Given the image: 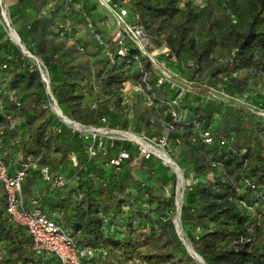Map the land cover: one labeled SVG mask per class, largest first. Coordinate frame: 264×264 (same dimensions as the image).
Instances as JSON below:
<instances>
[{
  "label": "trees",
  "instance_id": "1",
  "mask_svg": "<svg viewBox=\"0 0 264 264\" xmlns=\"http://www.w3.org/2000/svg\"><path fill=\"white\" fill-rule=\"evenodd\" d=\"M11 1L13 21L19 24L17 34L46 66L52 94L64 116L90 125L91 121L76 109L84 79L88 82L94 76L112 87L132 81L141 84L150 105L132 106L129 122L120 120L121 129L148 139L164 134V127L153 118L164 111L165 124L171 121L166 103L177 92L167 85L156 86L147 62L142 60V68H137L131 61L135 51L128 50L125 57L115 55L111 63L87 34L89 39L82 36L79 43L94 63L80 73L46 41L48 35H59L53 28L66 12L74 26L82 23L78 14L71 15V9L64 11L56 4L50 14L40 16V9L51 0ZM134 5L146 30L147 23L158 22L154 31L164 36L162 40L176 58L170 64L173 71L196 83L195 91L179 101L183 121L167 134L172 159L184 181L193 179L184 190L180 208L181 226L193 251L204 264H264V118L233 102L204 101L207 89L213 88L231 96L247 94L251 105L262 107L259 100L264 101V96L255 89V78L262 77L264 70L256 77L253 74L264 68V0H208L200 11L193 6L181 11L175 0H140ZM93 10V4H82L79 13L84 11L91 17ZM215 11L220 12L221 19L214 20ZM174 19V32L164 35L165 26ZM240 23L246 28L234 36V25ZM162 40L154 43L160 45ZM214 52L219 56L214 57ZM2 64L6 69H1ZM29 64L18 48L0 39V78L20 102L16 106L4 99V110L20 124L16 130L5 132L0 157L9 171L18 168V156L25 162L31 157L53 175H75L78 179L64 188H52L30 168L21 185L23 197L35 190L44 191L42 211L61 213L59 226L74 244L80 249L98 247L106 253L81 264H198L175 232L172 171L154 157L130 166L137 150L120 142L110 145L103 140L101 149L89 158L86 148L90 141L73 133L44 108V86L36 71H28ZM242 71L249 75L223 80L231 72ZM193 121L198 123V130L193 129ZM202 131L211 133V145L202 143ZM16 138L20 148L13 144ZM222 138L232 140L220 146ZM120 149L128 152L129 159L114 168L109 161ZM207 171L212 178L202 179ZM246 180L253 189L245 185ZM240 203L254 207L259 219ZM250 224L252 232L247 231ZM30 244L23 228L7 223L0 183V264L32 262L35 256ZM43 257L40 264H58L52 255Z\"/></svg>",
  "mask_w": 264,
  "mask_h": 264
},
{
  "label": "built area",
  "instance_id": "2",
  "mask_svg": "<svg viewBox=\"0 0 264 264\" xmlns=\"http://www.w3.org/2000/svg\"><path fill=\"white\" fill-rule=\"evenodd\" d=\"M140 0H59V4L64 11L72 7L80 9L82 4H95L101 7L106 12V16L99 22L95 23L87 15L86 12L80 11L79 20L83 25V31H87L90 38L100 48L102 54L111 62L114 63V57H125L128 55V50L136 52L132 56L131 61L137 66L142 68V60L147 62L154 72L156 79V86H169L177 92L176 96L169 100L166 105L168 106V113L171 117L169 123L164 124V134L157 139H148L142 135L132 133L129 129H107V126L100 128H92L82 123L68 119L63 115L57 105L50 88V77L48 70L44 63L36 56L32 55L22 44L18 34L13 29L11 19L8 13V5L6 0H0V26L6 32V37L3 40L13 43L12 45L19 49L21 55L29 60L30 64L27 67L28 71H36L39 75L40 81L44 86L46 95V103L44 108L63 124L70 128L73 133L78 134L84 140H89L90 144L87 146V153L89 158L95 156L98 148L101 149L102 141L106 140L112 145L113 142H127L129 145L134 146L137 150V157L139 162L144 159L147 160L154 157L161 161V163L170 169L173 174L179 179L181 177L179 167L176 168L175 163L171 159L172 151L168 148L167 134L172 131L175 125L181 124L182 114L179 109V101L185 95L192 94L195 91V81L190 78H183L176 74L171 68L170 64L176 62V58L170 52L166 43L162 40L159 47L160 53H156L158 49L154 46V38L140 23L139 15L136 11L134 3ZM176 6L179 10L184 11L188 6L195 7L198 11L203 10L208 0H175ZM230 0H223L228 2ZM56 0H51L47 5L40 9V16H47L54 10ZM65 13V16L55 23L53 32L59 35H65L76 47L78 52H83L84 49L80 45L79 40L82 38L84 32L77 30L71 20V17ZM98 28L99 31H96ZM107 33V34H106ZM109 38V41L106 40ZM235 52V50H234ZM1 69H6L5 64H2ZM241 72H231L223 80L228 78L237 79L241 78ZM143 77V81H144ZM136 91L143 92L141 84H136ZM254 95V94H253ZM264 96V93H262ZM247 94H240L231 96L222 89L208 88L204 101H218L224 104L236 103L240 106H246L256 116L264 118V109L259 106L250 104ZM4 99L12 101L16 106L20 102L15 98V94L11 90L6 89V81L0 78V150L3 147V140L6 131H14L18 128L20 121L16 120L11 114L4 110ZM148 99V98H147ZM148 101H150L148 99ZM106 123L105 118H101V125ZM192 127L198 130V123L193 121ZM101 134L107 135L104 139ZM202 143L211 145L214 139L209 131L200 132ZM231 138H222L219 141L220 146L228 145ZM13 144H19V139L16 138ZM166 156L171 164L165 163L162 156ZM129 159V154L124 149L118 150L116 156L109 161V165L118 168L120 163ZM72 160L74 158L72 157ZM18 168L9 171L8 166L0 157V183L4 193L5 200V215L7 223L12 227H21L31 238L29 250L34 254L35 259L27 264H40V259L43 256H54L58 264H81L82 260H90L97 255H105L106 253L100 248H78L69 234L63 232L59 226L61 221V213L55 212L51 215L42 211L41 200L44 191L35 190L29 197L24 198L22 194L21 185L27 176L28 170L31 168L36 171L46 185L52 188H64L74 184L78 179L73 175L66 178L63 175H53L48 167H39L36 158H31L29 162L23 161L21 156H18ZM138 162V164H139ZM137 164V165H138ZM130 166H136V162H130ZM193 183L191 178L186 181V187ZM245 185L253 189L247 180ZM246 211L256 219L259 215L255 212L254 207L247 206L240 203ZM174 206L177 202L174 201ZM179 208V207H178ZM174 210L173 222L176 226V221L180 216V208ZM264 228V223L261 224ZM253 224L247 228L248 232H252ZM240 241H248L241 239ZM2 257L0 252V258Z\"/></svg>",
  "mask_w": 264,
  "mask_h": 264
},
{
  "label": "rangeland",
  "instance_id": "3",
  "mask_svg": "<svg viewBox=\"0 0 264 264\" xmlns=\"http://www.w3.org/2000/svg\"><path fill=\"white\" fill-rule=\"evenodd\" d=\"M6 2L8 5V13L11 19V23L13 25V29L17 33L19 24H16L13 21L12 7H11L12 1L6 0ZM93 6H94V10L92 11L91 19L95 23H99L104 18V16H106L107 14L105 10H103L101 7L96 6L95 4H93ZM73 13L74 11H70L69 14L72 15ZM220 16H221L220 12L215 11L214 20L221 19ZM176 19L172 20L170 23H168L165 26L164 35L167 36L169 33L174 32L173 24L176 21ZM157 24H158L157 21L153 24L147 23V28H148L147 31L156 41L160 39L162 40L164 37L163 35H158L157 34L158 32L154 31ZM75 25H76V28H78L77 30L83 31V25H80L78 27H77L78 24H75ZM234 26H235L234 31H233L234 36L239 35L246 28V26L242 23L238 25H234ZM83 32H84L83 36H85L86 40H88L89 37L87 36L88 34L87 31L86 32L83 31ZM5 37H6V32L0 26V39L3 40ZM46 41H47V44H49L52 47H55L57 49L56 50L57 54L63 57L67 62H69L70 65L77 66L80 69V73L82 71L85 72V70L83 69L85 67H88L89 69H91L89 65L93 64L94 60H88V58L83 52H78L75 45L70 40H68L65 35H57V36L48 35L46 36ZM21 44L26 48V46L22 42ZM154 46L156 49H158L156 53L157 54L160 53L161 48L159 47V45L154 43ZM213 56L215 57L219 55L214 52ZM211 65H212V62H211ZM259 70H264V68L259 67L258 70L254 72L253 74L255 77H256V73ZM241 75L246 76V75H249V73L246 71H242ZM207 76L208 74L205 75L204 78H207ZM255 81H256L255 89L257 91L264 93V72H262V77H256ZM81 86H82V89L79 93V96H80L79 106L76 109L78 113L80 114V116L91 121L90 125H86V126H90L95 129L100 128V127H105V126H107V129H121L120 120H125L126 122H129L131 118L132 106L137 105V107L140 108V107H146L150 105V101H148L145 93L136 91L135 90L136 85L132 81H128L119 87H112V86L103 84L100 80L92 76L91 80L88 82L86 79H84V81L81 83ZM259 103L262 105V107L261 106L259 107L264 108V101L259 100ZM164 115H165L164 111L159 112V116L154 117L153 120L160 122V124L164 126L165 124V121L163 118ZM101 118L106 119V123L104 126L101 125ZM100 136L102 137V139H104L107 135L101 134ZM122 143L128 144L127 142H122ZM128 146L131 149H136L134 146H131V145H128ZM168 148L171 151H173L172 148L170 147V144ZM172 158L173 156H171V159ZM131 162H136V165L138 164L139 160H138L137 155L134 156ZM170 170L172 171V169ZM180 174H181V177L179 179L174 175L175 184H174V192H173L174 201L176 202H177L176 198H178V196L180 195L179 208L182 205L183 193H184L185 186H186V181H184L183 179V174L181 170H180ZM211 178H212V173L210 171L205 172L204 175L202 176V179H211ZM178 188H179V191L177 190ZM176 208L178 207H175V209ZM173 219H174V216H173ZM174 228H175V232L178 233V237L184 242V244L189 245L191 247V244L186 236V232L181 226L180 216L178 220L176 221V226Z\"/></svg>",
  "mask_w": 264,
  "mask_h": 264
},
{
  "label": "bare ground",
  "instance_id": "4",
  "mask_svg": "<svg viewBox=\"0 0 264 264\" xmlns=\"http://www.w3.org/2000/svg\"><path fill=\"white\" fill-rule=\"evenodd\" d=\"M162 156V159L164 160V162L165 163H169V164H171L172 162H170L169 161V159L166 157V156H163V155H161ZM181 184V183H180ZM179 187H181V186H179ZM177 188V187H176ZM178 191H179V188L177 189ZM179 193V192H178ZM179 197H180V195L178 196V198H176L177 199V206L179 207ZM178 223V222H177ZM179 225H180V223H179ZM178 227V226H177ZM182 238V237H181ZM185 246L187 247V250L190 252V254L192 255V257H193V259L198 263V264H204L203 263V261L201 260V258L198 256V255H196V254H194V251L192 250V248L189 246V245H186L185 244Z\"/></svg>",
  "mask_w": 264,
  "mask_h": 264
},
{
  "label": "crops",
  "instance_id": "5",
  "mask_svg": "<svg viewBox=\"0 0 264 264\" xmlns=\"http://www.w3.org/2000/svg\"><path fill=\"white\" fill-rule=\"evenodd\" d=\"M56 4H59V0H56ZM58 6H60V5H58ZM70 11H74L73 14H78V16H79V9H78V8H73V7H72ZM75 11H76V12H75ZM61 15H63V11H62V10L59 11V16H61ZM76 16H77V15H76ZM80 25H81V23L78 24L77 27L80 26ZM75 27H76V25H75Z\"/></svg>",
  "mask_w": 264,
  "mask_h": 264
},
{
  "label": "water",
  "instance_id": "6",
  "mask_svg": "<svg viewBox=\"0 0 264 264\" xmlns=\"http://www.w3.org/2000/svg\"><path fill=\"white\" fill-rule=\"evenodd\" d=\"M174 165H176V164H174ZM176 168H178V166L176 165ZM173 224H174V227H175V223L173 222ZM176 234H177V236H178V233L176 232ZM179 238V237H178ZM180 239V238H179ZM180 241L182 242V244H183V246L185 247V250H186V252L188 253V255L190 256V257H192V255L190 254V252L187 250V247L185 246V244H184V242L180 239ZM193 250V249H192ZM194 254H196L195 252H194ZM193 258V257H192Z\"/></svg>",
  "mask_w": 264,
  "mask_h": 264
}]
</instances>
